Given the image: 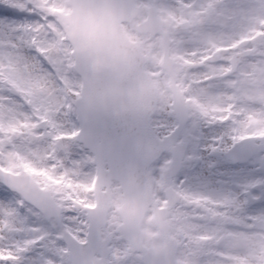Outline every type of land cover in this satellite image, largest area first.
I'll return each mask as SVG.
<instances>
[{
    "label": "snow or ice",
    "instance_id": "1",
    "mask_svg": "<svg viewBox=\"0 0 264 264\" xmlns=\"http://www.w3.org/2000/svg\"><path fill=\"white\" fill-rule=\"evenodd\" d=\"M132 61L141 85L90 90L102 65ZM136 95L248 167L192 194L168 174L175 158L121 175L75 152L62 121ZM85 230L101 240L94 264H264V0H0V264H69L61 241Z\"/></svg>",
    "mask_w": 264,
    "mask_h": 264
},
{
    "label": "water",
    "instance_id": "2",
    "mask_svg": "<svg viewBox=\"0 0 264 264\" xmlns=\"http://www.w3.org/2000/svg\"><path fill=\"white\" fill-rule=\"evenodd\" d=\"M98 71L100 77L91 81L89 85L93 93L112 78L127 81L136 87L144 82L146 76L144 67L135 61L126 67L105 63ZM131 103L136 107L84 103L79 108L82 131L78 139L95 155H99L104 167L105 161H108L110 171L121 175L141 172L146 164L151 165L163 151L172 148L170 144L160 141L153 134L150 117L154 111L146 112L142 108L147 103L146 98L143 95H136ZM180 164L181 156L176 158L172 174L179 169ZM75 244L70 246L72 252L80 249L76 242ZM87 247L90 246H84Z\"/></svg>",
    "mask_w": 264,
    "mask_h": 264
},
{
    "label": "flooded vegetation",
    "instance_id": "3",
    "mask_svg": "<svg viewBox=\"0 0 264 264\" xmlns=\"http://www.w3.org/2000/svg\"><path fill=\"white\" fill-rule=\"evenodd\" d=\"M165 113L167 117L163 119L162 122L164 124H168L169 121H171V127H174L176 125L175 117L170 115L168 112ZM200 131L201 130L195 125V122L192 120V118L188 117V123L183 136L185 138L184 141L188 146L186 156H188L191 161H199L201 167L204 166L205 161L207 162V164L211 167L210 173L213 175L212 178L214 182V188H216V185L220 184L224 179L227 178V174L229 172L241 171L248 167L245 164H231L223 155L211 152L209 150V144L212 137L210 135L207 137H203L199 134ZM203 131L207 132V128L205 127ZM186 132H188L187 135H185ZM212 165H215V167L212 168ZM234 178L242 179L243 177L237 176ZM181 180L182 179H180L179 181ZM198 181L199 180L197 178L194 179V186H192L191 190L192 194H203L201 193V191H203L204 188L201 187V183ZM199 188H201L202 190H199ZM31 224L39 225V227H36V229L55 227V225L52 223V220H39L36 217L32 218ZM63 224L66 226L65 218L63 219Z\"/></svg>",
    "mask_w": 264,
    "mask_h": 264
},
{
    "label": "rangeland",
    "instance_id": "4",
    "mask_svg": "<svg viewBox=\"0 0 264 264\" xmlns=\"http://www.w3.org/2000/svg\"><path fill=\"white\" fill-rule=\"evenodd\" d=\"M77 80L79 81V77L77 76ZM167 117L166 113L161 111L159 116L155 118V123L157 125L156 127V132L159 135H163L165 133H168L171 130V124L172 122L169 121L168 124H164L162 122L163 119H165ZM69 127L68 126H64V131H69ZM74 131V130H71ZM187 134V133H186ZM181 139H184L183 135L181 136ZM74 145L75 147V152L76 153H80L81 149L83 148L81 145H79L78 143H76V141H74ZM84 149V148H83ZM165 159H170L169 156L165 155L160 161H158L153 167H152V171H154L155 175L159 176L160 174V166L163 163V161ZM194 169L193 166V162L191 161V159L187 156L186 160H185V166H184V170H183V175H184V181H178L177 179L175 180V178H171L176 184H180L181 182H183V187L185 188V190H187L188 192L190 191L191 187L194 186V179H198L200 180H204L207 183H201V187L204 188V190H206L207 192L211 193V194H215V192L217 191L216 188L213 187L214 182H213V178H210L209 173H207L206 169H207V162L204 164L203 167L200 168V170L194 169L195 172L197 173H192ZM92 171H94V169H92ZM169 174V173H168ZM188 180V181H187ZM69 216H73L72 214ZM69 223H71L69 221ZM78 226H75V228H77ZM77 231H79V228H77ZM82 239V236L79 238V240Z\"/></svg>",
    "mask_w": 264,
    "mask_h": 264
}]
</instances>
